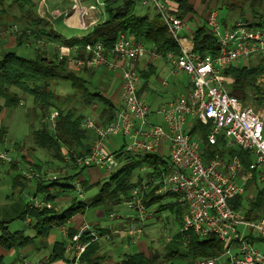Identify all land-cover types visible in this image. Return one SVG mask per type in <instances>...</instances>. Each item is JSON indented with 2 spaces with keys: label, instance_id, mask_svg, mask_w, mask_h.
Wrapping results in <instances>:
<instances>
[{
  "label": "built area",
  "instance_id": "obj_1",
  "mask_svg": "<svg viewBox=\"0 0 264 264\" xmlns=\"http://www.w3.org/2000/svg\"><path fill=\"white\" fill-rule=\"evenodd\" d=\"M82 1L69 0L70 5L60 9L40 0L38 12L48 22L61 17L67 23L70 17L85 13L90 17V24L104 19V0H93L94 3L87 6H83ZM173 2L140 0L139 4L152 6L178 45V54L170 50L157 51L128 33L119 34L110 49L98 42L86 43L82 57L77 56L79 49L76 46H54L57 59H64L73 69L106 67L118 72L120 107L115 118L105 125L97 124L89 115L83 118L82 127L94 133L87 154L64 153L58 165L44 170H37L27 163L20 169V175L26 181L35 180L42 186L47 185L49 193L50 184L81 169L103 168L110 175L120 164L105 151L103 143L116 135L128 140L124 141L123 154H156L166 159V164L159 166L156 172L145 173L142 182L122 202L132 215L108 214L110 220L119 217L122 223L96 227L82 221L71 236L67 226L60 227L67 240L68 264H82L81 256L86 247L101 237L120 234L134 244L150 215L143 200L145 193L151 190L153 195L173 194L185 206L178 231L184 245L190 232L201 239L214 236L222 243V249L216 254L180 264H264V250L254 246L256 241L264 243V209L257 212L248 205L257 190L264 186V105L253 108L230 95L231 79L223 74L227 67L242 64L251 56L264 59V27H250L242 20L224 25L218 18L217 9L211 8L204 19L218 45V53L214 57L201 55L194 51L190 37L180 34L185 21L173 12ZM42 44L39 42L37 48ZM145 56L162 57L171 67L172 74L183 72L189 78L187 92L154 110L162 118L164 126L149 119L150 106L138 93L140 77L136 63ZM55 117L56 112L52 111L44 119L51 130L55 129ZM195 123L209 125L205 142L210 146L217 144V151L210 157L205 156L199 135L189 133ZM218 138H221L220 145ZM5 141L4 137L0 138V162L19 168L21 159L10 156L4 147ZM232 148L250 154L252 159L247 167L243 166L237 154L228 153ZM146 168L145 165L140 166L141 171ZM46 194L38 198L37 193H27L28 208H52L50 202L44 201ZM25 222L28 223L29 218Z\"/></svg>",
  "mask_w": 264,
  "mask_h": 264
},
{
  "label": "trees",
  "instance_id": "obj_2",
  "mask_svg": "<svg viewBox=\"0 0 264 264\" xmlns=\"http://www.w3.org/2000/svg\"><path fill=\"white\" fill-rule=\"evenodd\" d=\"M17 1V0H16ZM19 9L24 15V27L20 33H16L15 43L38 44L45 42L50 45H66L78 47L77 56L84 55L83 46L86 43H101L105 48L110 49L121 33L130 34L135 40L142 41L146 46L155 48L157 51H173L179 53L178 45L168 34L166 27L162 23L158 14L148 18L135 14L134 8L140 0H104L105 18L95 24L91 31L83 36L65 37L57 32L52 25L41 18L36 12L37 4L32 0H18ZM264 0H174L172 4L173 12L178 17H183L188 13L195 14L198 8L203 6L204 17L208 10L217 7H225L228 11H235L238 19L247 23L250 27H264ZM223 24L224 22L221 21ZM226 25V24H224ZM190 39L195 52L201 55L216 56L218 45L213 36L209 33L205 24L198 25L190 34ZM55 48V47H54ZM66 63L64 59L58 60L56 49L50 55L45 54V50L39 51L34 47V55L25 58L14 52H4L0 57V112L4 106H15L20 102L17 93L12 89H17L32 97L33 106L39 109L40 117L46 118L50 112L55 111V129L51 130L44 121L40 126L32 131L33 143L37 148L44 149L50 153L52 160L61 162L64 153L84 156L88 153L92 139L90 131L82 127L84 115L74 107L59 106L56 93L54 91L55 81L64 80L69 82L71 88L78 93L80 103L85 108H90L97 113L95 119L97 124L105 125L112 121L118 111V106L113 103L104 93L91 87L86 77L76 73ZM88 69H82V72ZM91 71V70H90ZM223 74L231 79L229 83V93L238 99L245 101L249 90H255L256 97L264 98V90L256 85L257 78L264 77V60L255 65L236 64L227 67ZM139 93V91H138ZM262 100V99H261ZM209 130V125L195 123L189 133L197 134L203 141L205 156L210 157L217 151V144L210 146L205 142V135ZM4 128L0 127V136L3 135ZM221 138H218L220 145ZM120 153V152H119ZM229 154H237L243 166L247 167L251 161L248 152L232 148ZM33 164V163H32ZM166 159L156 154H144L142 157H125V162L115 172L108 175L107 179L99 184V181L91 185H99L98 193L89 201L71 200L69 205L57 213L54 210L55 194H46L44 201L50 202L52 208H28L18 215V218L25 221L29 218L32 228L35 229L33 237L27 236L22 230L9 231L8 220L0 219V246L5 250H19L28 245H32L37 239L42 241L48 237L53 226H63L76 214H82L85 209L93 207H111L125 201L131 190L137 186L142 177L137 176L132 180L135 169L142 165L147 166L149 173L156 172L159 166H164ZM33 166L40 170L35 164ZM82 170V169H81ZM151 171V172H150ZM80 170L73 175L63 177L61 180L50 184L58 185L61 188L71 187L69 182L79 174ZM83 184L85 181H81ZM88 187V185H85ZM14 189L21 190L28 187L27 181L20 174L13 177ZM36 190L45 191L46 186H42L38 181L35 184ZM36 193V192H33ZM32 193V194H33ZM175 196L173 194H169ZM163 196L153 195V191H148L144 196V203L147 208L158 202ZM251 209L261 211L264 209V186L259 188L250 202ZM175 202L173 206L180 205ZM166 205H159V209H164ZM185 206L182 207V217ZM75 228L68 227V234L71 236ZM181 236L177 232L166 244L162 251L153 254L135 252L125 255L120 261L114 264H180L190 262L197 258L207 257L216 254L222 249V243L214 236L200 238L194 233H189V238L184 245ZM99 241L90 243L81 256V261L85 264H100L101 256L98 255ZM64 241L54 242L49 255V262L54 263L64 258Z\"/></svg>",
  "mask_w": 264,
  "mask_h": 264
},
{
  "label": "rangeland",
  "instance_id": "obj_3",
  "mask_svg": "<svg viewBox=\"0 0 264 264\" xmlns=\"http://www.w3.org/2000/svg\"><path fill=\"white\" fill-rule=\"evenodd\" d=\"M32 1L37 4L36 12L39 14L38 4L40 0ZM46 3L52 8L57 7L60 9L70 5L69 0H46ZM90 3H94L93 0L82 1L83 6H87ZM211 6L217 9L219 20H225L226 25H231L235 19H238V15L235 11L230 12L225 7L218 8L217 5ZM202 8L203 6L201 5L196 13L192 14L194 17L199 19L198 25L205 24V19L199 15V11ZM134 12L139 16H146L148 18L153 17L155 14V11L150 4L142 6L138 3L134 8ZM24 15L19 9L18 0H0V57L4 52H14L25 58L33 57L34 47L37 48V44L32 45L27 43L17 45L15 43L16 33H20L21 29L24 27ZM192 20L193 19H188L186 24L190 26L192 24ZM54 27L58 32L67 38L78 36L81 33L78 28L68 27V25L61 19L54 21ZM82 32L85 31L82 30ZM180 34L188 36L186 32H180ZM54 46L55 44L50 45L43 42L42 46L38 49L41 51L42 48V50H45V54L50 55L54 52ZM51 50H53V52ZM260 60L261 59H258L256 56H251L241 63L250 66L257 64ZM72 70L76 73L82 71V69ZM169 70H171L170 66ZM101 74V70L97 72H94L93 70L90 74L87 73L85 77L90 82L91 87H94L102 93L104 92L102 89L107 87L109 90L115 89L116 83L110 80V76L106 74L104 76L102 75V78ZM178 75L187 78V75L183 72H178ZM54 83V91L57 99L59 100V106L74 107L78 112H82L84 117L89 115L94 119L97 118L96 112H91L90 108L82 106L78 93L71 88L69 82L57 80ZM256 85L261 90H264V77L262 75L257 78ZM12 91L18 94L21 104L15 106H4L1 110L0 127L4 128V133L0 136V138L4 137L6 139V143L13 149V151L9 152L10 156L14 159H21V163L18 166L19 168H16L6 162H0V219L9 221L7 224L9 231L13 232L16 230H22L25 235L33 236L35 234L33 229L27 226L25 221L19 219L18 215L25 209V196L27 193L34 192L33 188L36 181H27L28 187L21 190L20 188L12 189V179L16 174H20V169L24 168L27 163H33L39 166L41 168L40 170H44L47 167H55L59 164V162L52 160L49 152L44 149L37 148L33 143L32 131L37 129L40 126V122L44 121L45 118H41L39 109L33 106L32 97L17 89H12ZM255 92V90H249L248 97L244 102L253 108H258L261 105H264V98H261V100L259 97H256ZM112 139L114 140V144H112L113 146L108 143ZM124 141L127 142L128 140L125 137L123 138L121 135L110 136L103 143V147L106 152L110 153L113 158L120 163L124 162L125 160L123 159L127 156L138 158L144 155L143 153H140V155L125 154L120 155V159H118L117 153L123 151L124 147H121ZM147 172H149L148 168L144 171H141L140 167L135 169L132 180H135L138 175L142 177ZM107 177L108 174L103 168L82 169L77 176L70 180L69 184L71 187L64 188V190H59L55 187L54 192L56 191V194L54 202L57 204L60 202L63 208H66L71 200L89 202L98 193L99 189V185L91 184L96 181H99V184H101L107 179ZM75 181H77V185ZM81 181H85L84 184ZM141 182L142 180L140 183ZM85 185H88V187ZM36 193L37 197L40 198L46 192L38 191ZM177 199V196L165 195L149 208L150 215L143 223V231L140 236V240L146 244L149 254L162 251L164 244H166V242L179 231L181 227L182 207L184 205L180 204L173 206L175 202H178ZM237 200L240 201L242 198H238ZM250 202L248 204L249 206L251 204ZM162 204L166 205V207L164 209H159L158 206ZM109 213L123 217L132 215V212L127 208V206L124 203H120L110 209L106 207L87 208L82 214L76 215L75 218H81L83 221H87L89 224L96 227H104L110 224L117 225L118 223L123 222V220L119 217L110 220L108 217ZM64 225L67 226V223ZM60 227L61 226H53L49 232L48 238L42 239V241L49 245L55 240H61L62 233L60 231ZM39 241L40 240L37 239L36 243ZM98 241L100 245L98 254L101 255L102 264L116 263L125 255L137 251L136 245L131 243L129 244V241L120 239L119 235L116 234L111 235V238L101 237ZM254 246L260 250H264V243L262 242L260 243L256 241ZM9 259H12V255H10ZM25 259L30 261L31 257L26 255ZM14 264H17V262L15 261Z\"/></svg>",
  "mask_w": 264,
  "mask_h": 264
},
{
  "label": "crops",
  "instance_id": "obj_4",
  "mask_svg": "<svg viewBox=\"0 0 264 264\" xmlns=\"http://www.w3.org/2000/svg\"><path fill=\"white\" fill-rule=\"evenodd\" d=\"M199 15L204 18L203 8L199 11ZM104 18H105V16H104ZM182 18L185 21V26H184L182 32H186L188 34V36L190 37V34L193 32V30L196 28V26H198L199 19L194 17V15H192L191 13L186 14ZM60 19L62 20L61 17H58V18L54 19L52 23H50V22L49 23L55 29L54 21H57ZM188 19H193L192 24L190 26H188L186 24ZM238 20L239 19H235L233 21V23L238 21ZM224 21L225 20H223V22ZM66 24L70 28H78L81 31V33L78 36H83V35L87 34L88 32L91 31L92 27L95 25V24H90V17L86 13L82 14L78 17L77 16L76 17L75 16L70 17ZM224 24H226V21L224 22ZM82 30H84L85 32H82ZM86 31H87V33H86ZM184 36H186V35H184ZM150 48H152V47H150ZM53 50H54V47H53ZM53 50H51V51L53 52ZM262 60H264V59H261L260 61H262ZM260 61H258V62H260ZM136 67H137V71H138L139 77H140L139 90H138L139 95L141 96V98H143L148 103V105L150 106V109H151L149 119L152 122H155V123H158V124H161L164 126V122H163L162 118L158 114H156L154 112V110L157 107L164 105L165 103H167L168 101H170L171 99L176 97L177 95L187 92L189 89V78H188V76H187V78H184V77L178 75V72L172 74L171 70H169V64L166 63L162 57H155V58H150V57H146V56L141 57L137 60ZM90 70L91 71H88V72L80 71L79 74L83 75L85 77V75H87V73L90 74L91 72H93V70H94V72L101 70V72H102L101 77L102 78L104 75L108 74L110 76V80L114 81L116 83L115 89L109 90L107 87V88H104L102 90L104 91L103 93L105 94V96H107L113 103H115L119 109L120 101H119V97H118V94H119L118 93V87H119L120 78H119L118 72L109 70L106 67H99L97 69H90ZM105 86H110V85H105ZM91 112H92V110H91ZM88 130L90 131V137L93 141L94 133L92 130H90V129H88ZM113 142H114V140L112 139L108 143H109V145H112V144H114ZM123 144H122L121 148H123ZM4 147L9 152L13 151L11 146L8 145L6 143V141H5ZM165 151H166V148H165ZM117 154H118V159H120V157H119L120 155H125L122 153V151H120V153L118 152ZM137 155H140V154H137ZM123 160H125V159H123ZM124 162H121V163L119 162L120 167ZM90 171H92V170H90ZM55 187H56V189L64 190V188H61L58 185H56V186H51V193H49L48 187H47L46 193L47 194H56V191L54 192ZM12 189H14L13 179H12ZM33 189H34V192L39 191V190H36L35 184H34ZM53 208L57 213H60V212H62V210L65 209L61 206L60 202L58 204L56 202H54ZM76 215H78V214H76ZM76 215L72 216L67 221V227L76 228L83 221L81 218H75ZM26 224H27V226L32 228L30 220ZM33 231L35 232V229H33ZM60 231H61V228H60ZM116 235H119L120 239H125L126 241H128V239L125 236L120 235V234H116ZM33 236H30V237H33ZM108 238H111V235ZM57 241H64V243H65L64 258L60 261L51 263V262H49L48 258H49V255L51 253V249L53 247L54 242H57ZM66 243H67V240L62 235L61 240H55L49 245L46 244L44 241H39L38 243L35 242L32 245H28L24 248H21L20 252H19V250H5V249L1 248V246H0V264H14L15 261L17 262V264H68L69 257H68V254L66 253ZM134 245H136V247H137V251H135V252H143L144 254H149L147 251L146 244L140 240V237L137 239V241L134 243ZM135 252H133V253H135ZM10 255H12V259H9ZM26 255H29L31 257L30 261H27L25 259ZM98 255L101 256L100 254H98ZM82 264H85V263L82 262ZM100 264H102L101 261H100ZM107 264H110V263H107ZM111 264H114V263H111Z\"/></svg>",
  "mask_w": 264,
  "mask_h": 264
}]
</instances>
